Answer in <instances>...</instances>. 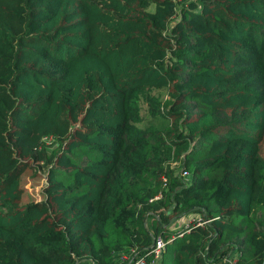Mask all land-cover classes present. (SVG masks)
I'll return each instance as SVG.
<instances>
[{"label":"trees","instance_id":"16d2710c","mask_svg":"<svg viewBox=\"0 0 264 264\" xmlns=\"http://www.w3.org/2000/svg\"><path fill=\"white\" fill-rule=\"evenodd\" d=\"M143 96L165 122L137 123ZM159 235L163 264H264V0H0V264L150 258Z\"/></svg>","mask_w":264,"mask_h":264},{"label":"rangeland","instance_id":"374dc122","mask_svg":"<svg viewBox=\"0 0 264 264\" xmlns=\"http://www.w3.org/2000/svg\"><path fill=\"white\" fill-rule=\"evenodd\" d=\"M151 9L154 8V5L150 7ZM149 92L156 97H158L160 100L166 99L168 97V90L167 88H153L148 89ZM141 104V119L139 122H137L141 127L146 126H159L160 121H163L159 117L152 116L149 113L148 109V101L146 100V97L143 96L140 99ZM165 122V120H164ZM51 140L47 141L48 146L53 147L54 145L51 144ZM180 164V161L178 162H172V166H178ZM34 165V166H32ZM178 170H180V167H177ZM48 166L44 164V162H33L31 166H29L22 174V186L24 188L23 191V198L21 200L23 205H26L29 202L32 201H39L42 199L43 195V184L47 182L46 173H47ZM185 170L183 169V172ZM190 173V171H189ZM194 217L192 215H184L177 220H175L172 223L173 227L180 228L184 225H187ZM120 256V254H119ZM121 260L118 258V262ZM121 263H124L123 260Z\"/></svg>","mask_w":264,"mask_h":264},{"label":"built area","instance_id":"2783aa9c","mask_svg":"<svg viewBox=\"0 0 264 264\" xmlns=\"http://www.w3.org/2000/svg\"><path fill=\"white\" fill-rule=\"evenodd\" d=\"M44 139L46 140V143L48 140H51L53 141L54 137L52 135H47L44 137ZM185 175H187L189 172L188 170H185L183 172ZM166 240L163 236L159 235L153 245H152V248H151V251H150V258L147 257V256H140V257H137L135 259H128V257L123 254V253H119L120 256L118 257L121 261L123 260L124 263H121L118 262L117 264H163V261H162V256H163V253L166 249Z\"/></svg>","mask_w":264,"mask_h":264}]
</instances>
